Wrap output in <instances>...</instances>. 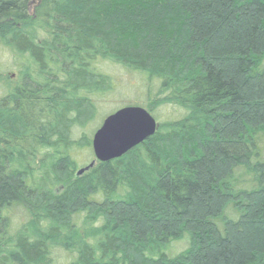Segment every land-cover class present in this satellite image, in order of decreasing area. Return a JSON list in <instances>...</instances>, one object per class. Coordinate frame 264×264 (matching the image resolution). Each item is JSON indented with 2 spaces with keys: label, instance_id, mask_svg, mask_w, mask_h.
Returning a JSON list of instances; mask_svg holds the SVG:
<instances>
[{
  "label": "trees",
  "instance_id": "16d2710c",
  "mask_svg": "<svg viewBox=\"0 0 264 264\" xmlns=\"http://www.w3.org/2000/svg\"><path fill=\"white\" fill-rule=\"evenodd\" d=\"M0 48V264H264V0H0ZM103 63L182 115L77 176Z\"/></svg>",
  "mask_w": 264,
  "mask_h": 264
},
{
  "label": "rangeland",
  "instance_id": "374dc122",
  "mask_svg": "<svg viewBox=\"0 0 264 264\" xmlns=\"http://www.w3.org/2000/svg\"><path fill=\"white\" fill-rule=\"evenodd\" d=\"M18 64L20 63L14 55L6 49L0 48V96L3 95L8 88L10 89L13 87L17 82L19 75ZM102 65L105 74L112 78V84L115 90L112 93L113 97L105 105L106 109H103L102 114L99 113V116L93 121L92 125L87 127V136H90L93 129L99 125L101 119L106 113L115 111V109L123 106L135 105V103H143L145 101L146 82L140 77V75L133 72H127L121 67L115 66L111 63H103ZM152 86H156V83L153 82ZM155 114L156 121L159 123L166 120L178 119L182 115V112L169 106H163L159 108ZM87 154L88 151H84L76 158L79 165L81 163L84 164L87 161ZM13 217L14 220L15 218L16 220L23 219L21 212L18 211L13 213ZM184 247V244L180 242L175 246V251L181 250ZM65 261L68 262L69 258L66 259L65 257H61V262Z\"/></svg>",
  "mask_w": 264,
  "mask_h": 264
},
{
  "label": "water",
  "instance_id": "95a60500",
  "mask_svg": "<svg viewBox=\"0 0 264 264\" xmlns=\"http://www.w3.org/2000/svg\"><path fill=\"white\" fill-rule=\"evenodd\" d=\"M156 130V121L141 107L127 106L114 111L102 121L92 136L94 160L79 169L76 175H82L96 162L106 163L121 158L153 136Z\"/></svg>",
  "mask_w": 264,
  "mask_h": 264
}]
</instances>
